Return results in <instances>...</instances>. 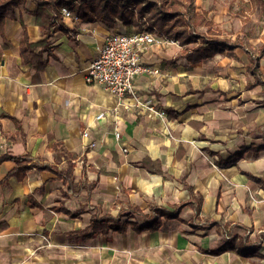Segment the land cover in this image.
I'll return each instance as SVG.
<instances>
[{"label":"crops","instance_id":"crops-1","mask_svg":"<svg viewBox=\"0 0 264 264\" xmlns=\"http://www.w3.org/2000/svg\"><path fill=\"white\" fill-rule=\"evenodd\" d=\"M14 1L0 31V155L28 158L30 170L7 178L16 164L0 163V264H264V55L258 84L247 48L264 45V22L245 32L250 0H194L197 42L142 54L159 74L135 78L137 98L157 115L86 82L106 38L146 31L147 18L108 28L62 8L46 36L38 2ZM213 39L232 49L190 60ZM35 164L73 165V183ZM148 218L162 227L142 230ZM105 219V234L74 236Z\"/></svg>","mask_w":264,"mask_h":264},{"label":"trees","instance_id":"trees-1","mask_svg":"<svg viewBox=\"0 0 264 264\" xmlns=\"http://www.w3.org/2000/svg\"><path fill=\"white\" fill-rule=\"evenodd\" d=\"M38 2V10L35 14L38 26L41 28L44 35H48L53 25L55 18H61L60 10L67 8L74 12L76 16L82 19L96 18L102 22L108 28H114L118 22H123L125 25H138V21L142 18H147L150 24L147 26L146 31L167 35L172 41L180 44L190 45L196 43L200 37L192 35L194 25L188 17L190 10H192V4L194 0H36ZM127 1V3H124ZM250 5L260 15V19L264 22V0H250ZM15 6L14 0H0V31L4 26L7 16L12 12ZM193 22L196 25H201L204 22V18L201 16L193 15ZM191 32V33H190ZM234 46L246 48L241 42L236 41ZM37 46L30 45L24 48L25 51L29 49L35 50ZM250 52L251 68L250 71L255 77V83L261 84L260 73L258 72V59L256 54L264 55V45L258 49L248 46ZM232 49L231 44L227 40H204L202 45L191 49L190 60L199 61L208 55H213L217 52L230 51ZM44 64L40 63V66L36 65V68L42 69ZM5 161H12L16 164V168L10 173L7 178L11 176H17L23 179L26 176V172L30 170L27 164L30 162L28 158L12 156L9 154L0 155V163ZM150 163V162H149ZM153 165V164H152ZM35 167L40 170H49L54 172L59 178L66 179V183H73V165H69L66 170L59 171L56 167L52 166H39L35 164ZM157 171V170H156ZM192 203L196 211L197 216L200 214L202 201L200 197L193 195ZM33 207L37 205L32 203ZM156 215L167 214L163 210L155 212ZM109 219L94 222L91 230L86 233H79L74 235L86 241L98 232L106 233L105 228L109 225ZM162 227L159 219L148 218V225L143 227L142 230L158 231ZM247 238L240 239L242 243L247 242ZM237 238L232 237V242H236ZM230 249L229 246H222L217 250L209 251L213 255H220Z\"/></svg>","mask_w":264,"mask_h":264},{"label":"built area","instance_id":"built-area-1","mask_svg":"<svg viewBox=\"0 0 264 264\" xmlns=\"http://www.w3.org/2000/svg\"><path fill=\"white\" fill-rule=\"evenodd\" d=\"M65 17H73L72 11L62 9ZM175 44L174 41H164L148 31L132 34L114 33L106 38L105 45L88 67L86 82L92 85H101L112 96L123 99L131 97L136 100L137 107L149 113L159 114L156 108L147 103L140 102L135 89V78L141 74L158 75L159 71L154 67L145 66L141 63L143 53L150 51L158 44ZM104 117L100 114L98 119ZM84 138L89 133H84ZM116 138L120 139L118 132ZM124 153L127 152L123 149Z\"/></svg>","mask_w":264,"mask_h":264},{"label":"rangeland","instance_id":"rangeland-1","mask_svg":"<svg viewBox=\"0 0 264 264\" xmlns=\"http://www.w3.org/2000/svg\"><path fill=\"white\" fill-rule=\"evenodd\" d=\"M209 1V0H202L203 3L206 4V2ZM224 1V0H223ZM211 2V1H210ZM216 2V1H215ZM218 2V0H217ZM234 2V0H233ZM237 2V1H236ZM124 3H127V1H125ZM222 3V2H221ZM243 11H244V7H242ZM253 8V7H252ZM251 9H249L250 11ZM253 11H251V17H249V19H251L250 21L246 20V21H243V25L246 26L244 28L245 32H249V34L251 35L252 31H251V24H249L252 20H257V19H260V15L259 13L253 8L252 9ZM233 12H235L234 8L232 9ZM237 12V11H236ZM238 13V12H237ZM248 24V25H247ZM258 26H261V24L258 22L257 24ZM201 31V30H200Z\"/></svg>","mask_w":264,"mask_h":264}]
</instances>
